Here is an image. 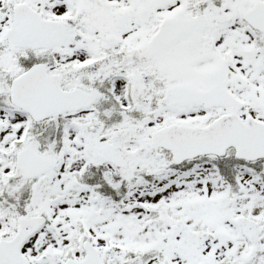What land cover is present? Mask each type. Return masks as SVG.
Listing matches in <instances>:
<instances>
[{
	"label": "snow or ice",
	"instance_id": "obj_1",
	"mask_svg": "<svg viewBox=\"0 0 264 264\" xmlns=\"http://www.w3.org/2000/svg\"><path fill=\"white\" fill-rule=\"evenodd\" d=\"M0 264H264V0H0Z\"/></svg>",
	"mask_w": 264,
	"mask_h": 264
}]
</instances>
